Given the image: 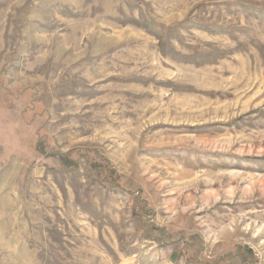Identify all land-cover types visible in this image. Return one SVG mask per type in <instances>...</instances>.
<instances>
[{
    "label": "rangeland",
    "instance_id": "374dc122",
    "mask_svg": "<svg viewBox=\"0 0 264 264\" xmlns=\"http://www.w3.org/2000/svg\"><path fill=\"white\" fill-rule=\"evenodd\" d=\"M0 264H264V0H0Z\"/></svg>",
    "mask_w": 264,
    "mask_h": 264
},
{
    "label": "trees",
    "instance_id": "16d2710c",
    "mask_svg": "<svg viewBox=\"0 0 264 264\" xmlns=\"http://www.w3.org/2000/svg\"><path fill=\"white\" fill-rule=\"evenodd\" d=\"M145 28L147 27V26H144Z\"/></svg>",
    "mask_w": 264,
    "mask_h": 264
}]
</instances>
